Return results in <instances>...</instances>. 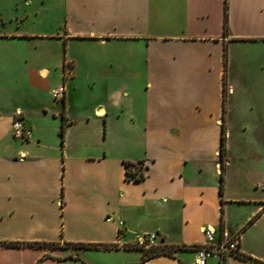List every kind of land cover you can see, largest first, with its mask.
Segmentation results:
<instances>
[{"label": "crops", "instance_id": "0c3cea01", "mask_svg": "<svg viewBox=\"0 0 264 264\" xmlns=\"http://www.w3.org/2000/svg\"><path fill=\"white\" fill-rule=\"evenodd\" d=\"M8 8L0 264H192L207 224L217 240L239 237L238 254L209 264L264 263V119L233 132L243 61L264 55L233 46H264V0H227L226 30L225 0H49L48 19L40 5ZM51 72L46 95L63 84L60 106L37 83ZM251 82L264 99V81ZM16 118L29 139L12 136ZM126 162L143 179H127ZM150 233L173 256L142 261Z\"/></svg>", "mask_w": 264, "mask_h": 264}, {"label": "rangeland", "instance_id": "374dc122", "mask_svg": "<svg viewBox=\"0 0 264 264\" xmlns=\"http://www.w3.org/2000/svg\"><path fill=\"white\" fill-rule=\"evenodd\" d=\"M36 5H40L41 8V15L42 18H47L49 17L50 13V8H49V0H46L43 3L41 0H0V8H20V7H31L34 8ZM8 8V9H9ZM233 52H245V53H259V54H264V46H253V45H234L233 46ZM264 63V55L261 56L260 59L255 60H250V59H245L243 61V66H245V69L247 68L248 70L245 71L244 73L242 72V77L243 80H247L248 82V90L249 94H246L243 91L238 90L239 93L235 92V108H234V114H233V124H234V133H240L242 131V124H250L254 123L258 125V119H264V99L259 97L257 94L259 93V88L258 85H256V82L253 83L251 81L257 80V81H264V71L262 67ZM253 73V77L245 75L246 73ZM57 78L55 73H50L46 79L43 80H38L37 83H39L42 86V91L41 95L42 98L45 100H48L51 104L58 103V106H60V102H55L52 100V98L48 95H46V90L48 87V83L54 81ZM261 90V89H260ZM100 91L98 89H95L94 94L95 95H101L102 93H99ZM88 93H85L87 95ZM251 96V97H249ZM89 97V96H88ZM87 97V98H88ZM255 97V101L253 100ZM250 129H246L245 132ZM251 131V130H250ZM249 131V132H250ZM236 141H238L236 139ZM256 157H252L251 153L250 155L247 156L246 159V164L248 163L249 165H253L252 163L255 162ZM136 248V247H135ZM144 249H149V248H144Z\"/></svg>", "mask_w": 264, "mask_h": 264}, {"label": "built area", "instance_id": "2783aa9c", "mask_svg": "<svg viewBox=\"0 0 264 264\" xmlns=\"http://www.w3.org/2000/svg\"><path fill=\"white\" fill-rule=\"evenodd\" d=\"M66 88L63 84L58 85L50 90V96L53 101L60 102L64 99ZM12 136L16 139L27 140L31 136V129L26 127L21 119H14L12 123ZM143 169V168H142ZM264 190V189H263ZM204 243L200 246L192 247L195 253L192 264H209V259L215 257L224 261L229 255L238 254L239 237L223 238L217 240L216 229L207 224L202 228ZM156 234L150 233L143 235L139 240V245L145 248L156 246Z\"/></svg>", "mask_w": 264, "mask_h": 264}, {"label": "trees", "instance_id": "16d2710c", "mask_svg": "<svg viewBox=\"0 0 264 264\" xmlns=\"http://www.w3.org/2000/svg\"><path fill=\"white\" fill-rule=\"evenodd\" d=\"M226 9H227V0H225V23H224V28L226 30L227 28V18H226ZM226 57V54H225ZM224 99H225V93H226V86L224 83ZM225 101V100H224ZM224 101H223V113L225 111V106H224ZM65 119V118H63ZM65 129H66V122L63 121L60 127V131H59V135L61 138V142L63 143L64 141V133H65ZM225 154V127H224V119H223V123H222V132H221V143H220V155H221V159H222V164H221V173H220V194L223 195V188H224V175H223V170H224V165H223V157ZM125 176L127 179H132V180H140L143 179L144 173H143V169H142V163H129L126 162L125 163ZM252 220H250L249 223H252ZM87 247H92V248H97L96 245H84ZM137 249L142 251V261L155 257V256H159V255H166V256H173L174 251L176 250V248L174 247H168L166 245H161V246H154L151 247L149 249H144L143 247H139L137 246ZM250 259V258H247ZM259 264H264L261 262H258Z\"/></svg>", "mask_w": 264, "mask_h": 264}]
</instances>
